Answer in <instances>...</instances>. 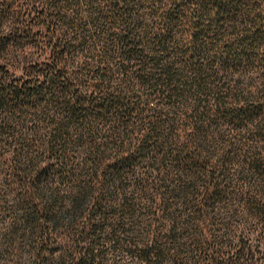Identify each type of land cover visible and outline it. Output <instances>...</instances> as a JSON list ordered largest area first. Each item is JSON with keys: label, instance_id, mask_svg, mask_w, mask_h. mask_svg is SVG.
Here are the masks:
<instances>
[{"label": "trees", "instance_id": "1", "mask_svg": "<svg viewBox=\"0 0 264 264\" xmlns=\"http://www.w3.org/2000/svg\"><path fill=\"white\" fill-rule=\"evenodd\" d=\"M236 70H264V0H0V121L44 125L9 131L48 153L29 211L53 212L54 177L80 182L70 264H103L140 200V240H118L139 264H264V82ZM37 156H14L15 179Z\"/></svg>", "mask_w": 264, "mask_h": 264}, {"label": "rangeland", "instance_id": "2", "mask_svg": "<svg viewBox=\"0 0 264 264\" xmlns=\"http://www.w3.org/2000/svg\"><path fill=\"white\" fill-rule=\"evenodd\" d=\"M33 54L37 55L36 48ZM19 56L20 53L16 52L13 57V60H18L15 65L21 63ZM37 71L5 70V77L9 81L18 80L22 78V73L26 74L25 78H27L29 74H34ZM236 71L234 78L238 80L234 81L239 82L240 87L255 89L260 85V82H264V78H261L264 70ZM10 119L9 122L8 113L7 118L0 121V132L3 131V133H0V264H70L77 255V249L82 246H88V241L77 240V234L79 233L77 231H79V226L84 221L82 213L77 212L75 209L77 206L75 205V199L79 196V191H81L80 182L73 180V178H70V180L66 179L65 182H59L54 177L51 184L47 186L50 188L47 197L52 195L53 202L51 204L53 206L50 207H53V214H48L44 210H41L40 213L29 211L31 208L27 206V201L29 202L27 196L28 198L31 197V190H25V181L38 168L42 159L41 155L48 153L43 151L46 146L43 147L45 143L41 140V137L39 135L36 136L31 131L28 136L22 137L29 146L28 151L20 152L21 144L19 136L16 134L18 130L24 134L27 128L30 130L42 129L44 125L43 122L38 121L34 117L25 120L21 116L17 117L16 115ZM9 131L15 132L14 137L18 138L9 137ZM16 154L19 158H28L30 155L38 156L30 164V167L25 172L26 174L15 179L12 163H15L13 158ZM71 156L76 158L73 159L75 162H78L79 156H77L76 152L71 153ZM154 168L151 167V174L155 177L157 169L153 171ZM139 202L141 205L138 206L135 214L127 216L117 213L118 217L115 222L118 225V233L114 239L117 244H115V241L110 243L109 239H106L108 253L103 264H139L125 252H121L119 247L121 242L119 241L118 243L119 239L124 238L135 241L140 240L139 234L142 232V227L146 224L144 215H146L147 211L144 208H147L145 205L147 201L140 200ZM82 208L84 209V206ZM49 215L50 220L54 221V224L50 227L51 231L48 232V235H44V240H42L41 230L48 226L47 217ZM261 251L264 254V247H261Z\"/></svg>", "mask_w": 264, "mask_h": 264}]
</instances>
